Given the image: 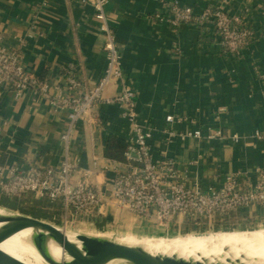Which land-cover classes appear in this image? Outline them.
<instances>
[{
    "label": "crops",
    "instance_id": "crops-1",
    "mask_svg": "<svg viewBox=\"0 0 264 264\" xmlns=\"http://www.w3.org/2000/svg\"><path fill=\"white\" fill-rule=\"evenodd\" d=\"M173 0H110L107 15L121 50L124 81H112L106 95L125 86L136 93L140 121L150 127L151 154L176 161L189 186L220 188L231 172L264 166V0H179L200 14L207 6L242 14L255 31L252 43L238 53L225 52L212 24L184 23L172 28L152 15ZM0 34L17 47L22 64L41 80L63 85L69 76L85 89L102 79L107 66L105 35L92 4L81 0H0ZM56 93V89L52 90ZM178 133L222 129L225 138H168V115ZM68 110L51 104L43 93L27 89L0 96V162L27 167L58 166L66 154L62 133ZM132 129L117 104H101L91 120L81 119L72 132L69 154L78 163L74 177L91 171L89 180L102 192V204L89 212L66 213L61 202L27 193L0 205L65 228L128 231L166 235L184 228L189 218L171 221L135 214L111 195L115 171L124 169V151ZM239 134L234 142L229 137ZM230 226L264 225V205L213 215ZM208 218L201 219L205 221ZM198 222V223H199ZM197 223V224H198ZM255 231V230H251Z\"/></svg>",
    "mask_w": 264,
    "mask_h": 264
},
{
    "label": "built area",
    "instance_id": "built-area-1",
    "mask_svg": "<svg viewBox=\"0 0 264 264\" xmlns=\"http://www.w3.org/2000/svg\"><path fill=\"white\" fill-rule=\"evenodd\" d=\"M81 1L95 8V15L105 35L107 66L102 79L92 88L85 89L82 82L73 76H69L63 85L41 80L22 64L18 48L9 45L0 34V96L9 90L21 94L32 89L43 93L54 106L68 110L67 127L61 135L66 154L61 163L58 166L31 164L23 167L0 162V191L8 197L31 193L51 201L58 200L67 214L89 212L102 204L103 194L89 180L90 170L84 171L78 180L74 179L78 163L71 158L68 150L77 122L81 119L91 120L93 111L105 103L119 105L132 129L124 151L125 160L122 164L125 168L120 169V163L105 167L115 171L111 195L119 206L137 215L167 222L176 214L201 220L215 214L225 215L241 207L264 205V166L255 169V179L250 172H231L225 176L220 188L210 186L204 189L198 183L189 186L174 159L164 157L155 160L152 157L149 143L152 132L139 119L135 91L125 86L120 93L106 95V88L112 81H124L125 78L116 32L107 15L110 0ZM152 17L167 22L172 28L184 23L212 24L228 53L241 52L255 37V31L242 14L232 15L221 7L207 6L202 13L197 14L192 6L173 0L166 4L164 11H158ZM53 89H56L54 94ZM166 119L170 125L165 132L170 140L176 136L226 137L222 129H210L206 135L200 129L178 134L172 124L181 118L170 114ZM254 137L263 139L264 131H257ZM229 138L239 142L242 136L233 134Z\"/></svg>",
    "mask_w": 264,
    "mask_h": 264
},
{
    "label": "water",
    "instance_id": "water-1",
    "mask_svg": "<svg viewBox=\"0 0 264 264\" xmlns=\"http://www.w3.org/2000/svg\"><path fill=\"white\" fill-rule=\"evenodd\" d=\"M0 244L15 233L31 229L30 243L47 264H255L233 257L185 259L177 255H158L141 248L117 244L98 235L68 230L52 222L0 205ZM69 234L76 235L72 240ZM163 237V235H161ZM165 236V235H164ZM167 238V237H166ZM55 242L62 250L60 260L49 248ZM230 248H224L227 252ZM0 264H27L0 248Z\"/></svg>",
    "mask_w": 264,
    "mask_h": 264
},
{
    "label": "bare ground",
    "instance_id": "bare-ground-1",
    "mask_svg": "<svg viewBox=\"0 0 264 264\" xmlns=\"http://www.w3.org/2000/svg\"><path fill=\"white\" fill-rule=\"evenodd\" d=\"M4 214L3 210H0ZM31 229L21 230L3 243L0 248L9 252L16 258L27 264H47L30 243ZM68 236L75 240L76 235ZM107 240L116 242L127 247L141 248L152 254L177 255L185 259L203 260V258H225L233 257L241 259L245 263L264 264V231L242 232L228 235L211 236H176L171 238L155 237L140 234H122L117 239L110 235H98ZM52 255L60 260L62 257L61 248L50 242ZM230 248L229 251H223ZM115 264V263H109Z\"/></svg>",
    "mask_w": 264,
    "mask_h": 264
},
{
    "label": "rangeland",
    "instance_id": "rangeland-1",
    "mask_svg": "<svg viewBox=\"0 0 264 264\" xmlns=\"http://www.w3.org/2000/svg\"><path fill=\"white\" fill-rule=\"evenodd\" d=\"M212 217H209L205 221H201L198 224L195 222L196 220L189 218V220L186 221V224L184 228L180 229L179 231H176L174 233L166 234L163 237L171 238L176 236H197V235H211V236H222V235H228V234H235V233H242V232H256V231H264V225L261 226H230L227 224H224L221 220L215 219ZM156 221L162 222L160 219L155 218ZM71 231L86 233V234H92V235H110L112 239H117L122 234H133L128 231H97L93 230L91 228H67ZM255 230V231H251ZM144 235V234H140ZM151 236V235H149ZM155 237H162L159 235H152Z\"/></svg>",
    "mask_w": 264,
    "mask_h": 264
},
{
    "label": "trees",
    "instance_id": "trees-1",
    "mask_svg": "<svg viewBox=\"0 0 264 264\" xmlns=\"http://www.w3.org/2000/svg\"><path fill=\"white\" fill-rule=\"evenodd\" d=\"M200 220H196L195 222L198 223Z\"/></svg>",
    "mask_w": 264,
    "mask_h": 264
}]
</instances>
